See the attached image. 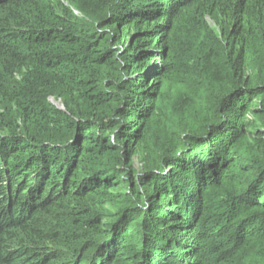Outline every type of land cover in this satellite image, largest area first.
Here are the masks:
<instances>
[{"label": "trees", "instance_id": "16d2710c", "mask_svg": "<svg viewBox=\"0 0 264 264\" xmlns=\"http://www.w3.org/2000/svg\"><path fill=\"white\" fill-rule=\"evenodd\" d=\"M0 264H264V0H0Z\"/></svg>", "mask_w": 264, "mask_h": 264}, {"label": "rangeland", "instance_id": "374dc122", "mask_svg": "<svg viewBox=\"0 0 264 264\" xmlns=\"http://www.w3.org/2000/svg\"><path fill=\"white\" fill-rule=\"evenodd\" d=\"M210 25H211V23H210ZM211 26H212V25H211ZM181 45L184 46L183 43H181ZM180 49H181V48H180ZM182 54H183V51H182V50H179V55H182ZM56 103H57V105L60 106V104H59L57 101H56ZM129 231H130V230H129Z\"/></svg>", "mask_w": 264, "mask_h": 264}]
</instances>
